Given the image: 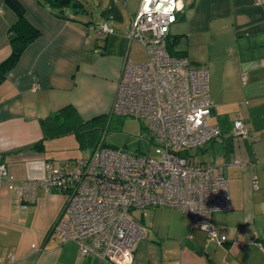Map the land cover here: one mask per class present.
I'll list each match as a JSON object with an SVG mask.
<instances>
[{
    "label": "crops",
    "instance_id": "1",
    "mask_svg": "<svg viewBox=\"0 0 264 264\" xmlns=\"http://www.w3.org/2000/svg\"><path fill=\"white\" fill-rule=\"evenodd\" d=\"M18 1L39 35L0 84V164L6 170L0 175V264H113L81 256L76 242L53 231L64 195L28 182L42 180L47 161L79 158L83 143L78 146L75 131L110 113L125 59L133 61L127 30L140 0H107L96 20L80 18L79 6L56 14L42 0ZM178 6L168 40L179 35L175 49L183 44L184 55L209 73V121L220 134L193 153L200 160L207 151L205 163L223 168L229 208L212 212L210 224L225 239L210 238L180 209L142 208L134 214L143 235L131 264H264V0H179ZM16 17L0 0V60L10 52L8 30ZM102 20L113 31L97 38L91 25ZM235 120L247 136L235 135Z\"/></svg>",
    "mask_w": 264,
    "mask_h": 264
},
{
    "label": "built area",
    "instance_id": "2",
    "mask_svg": "<svg viewBox=\"0 0 264 264\" xmlns=\"http://www.w3.org/2000/svg\"><path fill=\"white\" fill-rule=\"evenodd\" d=\"M179 0H140L127 30L129 41L144 48L146 59H125L111 113L143 119L157 139L156 157L126 153L98 142L87 157L61 165L45 162V176L30 181L64 195L52 224L63 240L77 243L79 254H94L113 264H131L143 229L137 210L168 206L189 214L192 225L210 238L224 235L210 224L214 211L229 208L227 180L221 165L203 163L191 152L220 134L209 121V73L184 54L168 49L169 28ZM97 37L113 31L102 20L91 25ZM238 137L248 135L241 120L233 123ZM232 163L240 160L234 158ZM6 174L0 164V175ZM255 186H257L255 184ZM24 185L17 188L20 198Z\"/></svg>",
    "mask_w": 264,
    "mask_h": 264
},
{
    "label": "rangeland",
    "instance_id": "3",
    "mask_svg": "<svg viewBox=\"0 0 264 264\" xmlns=\"http://www.w3.org/2000/svg\"><path fill=\"white\" fill-rule=\"evenodd\" d=\"M106 1L80 0L86 12L79 13L78 15L83 20H96L100 11L104 9ZM183 47V44L180 43L177 49L181 50ZM129 55L133 62L144 61L146 59L144 48L136 40H133L130 44ZM81 129L79 131H82V134L80 133L79 136L82 140L77 139L78 146L80 141L83 143L78 148L77 157L79 158L87 157L98 142L126 153H148L150 156L156 157L155 148L157 139L147 130L146 122L143 119L109 113L105 116L92 119ZM191 152H196V149H192ZM206 152L198 154L200 160L204 163L209 162V155ZM134 216L138 217L137 214ZM147 226L149 227V223Z\"/></svg>",
    "mask_w": 264,
    "mask_h": 264
},
{
    "label": "trees",
    "instance_id": "4",
    "mask_svg": "<svg viewBox=\"0 0 264 264\" xmlns=\"http://www.w3.org/2000/svg\"><path fill=\"white\" fill-rule=\"evenodd\" d=\"M6 2L13 8L17 17L15 21L10 25L8 30L10 52L7 57L0 60V84L5 80L7 73L17 64L24 49L39 35V31L26 20L24 16L25 10L22 4L18 0H6ZM42 2L52 8H55L57 10V12H55L56 14L63 11L65 8L77 9L76 6L81 7L82 11H86L83 8V4L80 2V0H42ZM105 37L106 36L97 38ZM177 44H179V35H174L171 40H168V49L170 53L178 55L184 54L183 51L175 49L174 46H176ZM59 116L60 114L58 112L53 113L45 118L40 119V122L44 126L51 120H54ZM57 131L60 132L61 130ZM75 132L78 136L80 135V133L82 134V131H79V128ZM79 140H82L80 136Z\"/></svg>",
    "mask_w": 264,
    "mask_h": 264
},
{
    "label": "bare ground",
    "instance_id": "5",
    "mask_svg": "<svg viewBox=\"0 0 264 264\" xmlns=\"http://www.w3.org/2000/svg\"><path fill=\"white\" fill-rule=\"evenodd\" d=\"M110 113H111V110H110ZM112 114V113H111ZM59 214V213H58Z\"/></svg>",
    "mask_w": 264,
    "mask_h": 264
}]
</instances>
